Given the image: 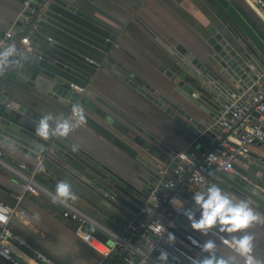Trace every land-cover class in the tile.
Listing matches in <instances>:
<instances>
[{
    "label": "crops",
    "instance_id": "1",
    "mask_svg": "<svg viewBox=\"0 0 264 264\" xmlns=\"http://www.w3.org/2000/svg\"><path fill=\"white\" fill-rule=\"evenodd\" d=\"M80 2L90 18L118 34L115 57L138 76L167 94H169L167 84H170L172 80L160 72L158 66L161 63L169 67L174 65V60L165 50L170 36H174L197 54L208 36L207 17L219 23L205 0H80ZM24 6L20 0H0V47L5 46V32L15 26ZM41 23V31L48 36L60 40L66 46L85 54L95 62L101 60L102 53L99 50L64 33L61 34L59 29L45 21ZM88 70L93 71L89 81L72 75L70 77L71 82L86 88L80 93L86 96L90 105L78 102L84 108L85 121L67 137L50 135L48 138L52 140L60 138L72 147L75 145V150L79 154L116 183L140 191L144 189L143 184L150 173L138 154L149 160L164 161L171 158L173 151L189 147L204 148L211 145V142L205 140L188 143L175 134L173 132L175 120L169 114L109 70L103 67ZM1 87L11 93L20 105L38 114L36 118L23 116V121L32 128H35L39 118L46 113L63 117L70 115L71 106L13 77H1L0 89ZM87 118L108 131L111 136L105 134L102 129L96 128L86 120ZM145 143H150L152 149L144 148ZM155 150L160 151L158 156H154ZM0 151L2 152L0 155V200L15 204L17 196L23 191L21 186L23 175H29L33 170L37 171L35 176L39 185L47 189L40 190L37 194L29 192L24 194L12 218V227L16 232L50 254L60 264H100L102 260L106 261L103 251L106 250L107 245L115 244L124 232L107 226L99 219L101 209L98 207V202L101 200V195L97 188L53 157L31 156L3 141H0ZM251 154L264 166L262 143L253 144ZM75 167L99 185L104 184L116 190L113 185L89 168ZM171 167V165L166 166V169L171 170ZM221 177L225 178L223 173ZM60 179H66L71 183L72 190L76 194L75 199L62 202H54L51 199L56 182ZM220 186L236 197L245 199L223 182ZM189 192L192 193L191 189ZM249 196L252 195L249 194ZM66 202L80 210L89 219L88 230L94 225H99L109 240L104 242L105 244L98 243L95 239L85 240L82 237L83 232L78 229V221L64 216ZM250 203L257 212L264 214V210ZM188 204L193 210L198 207L193 199ZM196 216H199L198 210H196ZM187 223L186 229L195 234L201 242L207 239L217 240L218 254L233 255L228 244L218 237L210 232L204 235L194 230L189 221ZM250 231L255 233L254 255L264 261V225H253ZM16 251L22 257L36 263L26 256V252ZM197 251L199 257L206 254L202 253L201 249ZM114 256L113 253L112 257ZM237 260L239 262L241 258L237 257ZM150 264H162L159 254L152 257ZM166 264L176 263L167 259ZM185 264L192 263L187 261Z\"/></svg>",
    "mask_w": 264,
    "mask_h": 264
},
{
    "label": "water",
    "instance_id": "2",
    "mask_svg": "<svg viewBox=\"0 0 264 264\" xmlns=\"http://www.w3.org/2000/svg\"><path fill=\"white\" fill-rule=\"evenodd\" d=\"M37 1L32 0L29 6H24L13 26L14 33L20 30L25 19L24 14L31 12ZM205 1L219 23L207 17L208 36L201 44L199 53H194L174 36H170L168 45L165 46V50L174 60V65L169 67L161 63L158 70L172 80L167 84L169 94L138 76L115 57L118 34L90 18L80 0H41L37 11L42 12V21L59 29L61 34L99 50L102 53L99 62L73 50L58 39L50 38L41 31V23L31 36V49H23L3 76L13 77L37 88L67 106L79 101L88 106L90 104L86 96L70 86V77L72 75L89 81L93 71L88 69L103 67L169 114L175 120L173 132L182 139L192 144L200 140L212 142L221 133L220 121L228 116L223 115L225 106L236 99L241 90H257V81L264 79V22L244 0ZM0 92V141L31 156L53 157L97 188L101 195L98 202L101 209L99 219L127 236L130 230H125L126 227L141 209L156 183L161 188L165 187L169 178L165 171L166 166H173L170 159L149 160L138 154L150 176L141 191L123 187L62 139L39 137L35 128L23 121L24 115L36 118L38 114L20 105L2 87ZM254 114L259 115L258 112ZM143 147L152 149L150 143H145ZM159 153V150H155L153 154L158 156ZM75 166L89 168L116 190L104 184L99 185ZM223 175L225 178H221L224 184L264 210V166L254 155L240 156L235 162V171H224ZM89 231L103 242L109 240L99 225H94ZM106 261L111 260L106 258Z\"/></svg>",
    "mask_w": 264,
    "mask_h": 264
},
{
    "label": "built area",
    "instance_id": "3",
    "mask_svg": "<svg viewBox=\"0 0 264 264\" xmlns=\"http://www.w3.org/2000/svg\"><path fill=\"white\" fill-rule=\"evenodd\" d=\"M244 1L264 22V0ZM31 2L32 0H25L24 5L29 6ZM40 3L41 0H38L32 11L24 14L25 19L17 33H14L13 27L5 32V46L14 43L17 51L9 58L7 65L0 66V78L23 49H31V36L39 29L43 19L42 12L37 11ZM70 86L79 92L86 90L84 86L74 82ZM257 86V90H241L238 97L225 106L223 115L228 116L220 121L221 133L213 138L211 145L171 152L170 162L173 166L171 170H165L169 175L165 187L161 188L156 183L141 209L126 227L125 230H130V233L119 237L115 244L107 245L103 251L104 257L111 258V261L102 260L100 264H150L152 257L162 250L167 251L168 259L176 264H185L187 261L192 263L193 257L199 258L197 250L200 248L191 243L189 236L201 240L186 229L187 217L182 210L175 209L169 202L170 198L180 197L185 202L184 207L189 208L193 192L203 189L209 183L221 185V173L234 172L235 162L240 156H249L253 144L264 143V79L258 80ZM255 112L259 115L255 116ZM76 130L77 127L72 132ZM1 153L0 151V155ZM36 173L33 170L31 174L23 175V191L17 196L15 204L0 200V253H3L0 254V264H60L12 227V218L24 194H37L40 190H47L37 182ZM190 189L192 193L189 192ZM65 206L64 216L78 221V229L83 232L85 240L95 239L98 243L105 244L87 229L89 219L80 210L67 202ZM215 231L212 229L209 232L228 244V237L213 233ZM169 232L174 234V241L168 240ZM16 250L26 252V256L36 263L22 257ZM113 253L117 255L116 260L112 257Z\"/></svg>",
    "mask_w": 264,
    "mask_h": 264
},
{
    "label": "clouds",
    "instance_id": "4",
    "mask_svg": "<svg viewBox=\"0 0 264 264\" xmlns=\"http://www.w3.org/2000/svg\"><path fill=\"white\" fill-rule=\"evenodd\" d=\"M17 51L14 43H9L0 49V66L9 63V58ZM85 121L84 108L79 103L71 104L70 115L54 116L52 113L42 115L35 126V133L39 137L47 139L50 135L56 137H67L69 133ZM76 146L73 145V150ZM71 183L66 179H60L56 182L55 191L51 194V199L56 201H65L75 199ZM192 199L199 211L196 216V210L184 207V200L178 196H172L170 203L177 211H183L191 227L200 233L207 235L210 230L215 229L213 233L227 235L228 246L233 252L231 256L218 254V241L207 239L203 242L195 237L189 236L191 243L206 253L201 257H193L192 264H264L254 255L255 233L250 231L253 225H264V214L257 212L249 200L238 198L235 195L224 190L217 183H209L203 189L192 193ZM173 233H168V240L174 241ZM3 254V253H0ZM237 257L241 258L238 262ZM159 259L162 264H166L168 252L162 250L159 253Z\"/></svg>",
    "mask_w": 264,
    "mask_h": 264
},
{
    "label": "trees",
    "instance_id": "5",
    "mask_svg": "<svg viewBox=\"0 0 264 264\" xmlns=\"http://www.w3.org/2000/svg\"><path fill=\"white\" fill-rule=\"evenodd\" d=\"M86 120H87L88 122L92 123L96 128H98V129H102L103 132H104L105 134L110 135V133H109L108 131H106V130L103 129L102 127L100 128V126H99L97 123H95L94 121H92L91 119L87 118ZM110 136H111V135H110ZM50 186H51V185H50ZM51 187H52V186H51ZM113 259L116 260V259H117V255H115Z\"/></svg>",
    "mask_w": 264,
    "mask_h": 264
}]
</instances>
